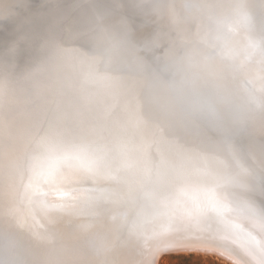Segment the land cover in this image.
<instances>
[{"label": "bare ground", "instance_id": "6f19581e", "mask_svg": "<svg viewBox=\"0 0 264 264\" xmlns=\"http://www.w3.org/2000/svg\"><path fill=\"white\" fill-rule=\"evenodd\" d=\"M14 1L16 3V1H19V0H14ZM57 1L58 0H52V2L49 3L50 1L48 0L47 1L48 3H45V4L49 5V4L55 3V5H51V6L56 8V4H57L56 2ZM87 1H88L87 5L90 7L94 4L92 2L94 0H87ZM95 1H96L95 3L105 2L103 0H95ZM108 1L110 4L105 7V10L110 12V15L108 16L110 18V20L102 21V22L100 21L101 27L99 28L101 35L103 37V40H101L102 42L99 41L102 44H100L98 46L103 45V47L105 49L104 51L96 50V49L94 50L93 49L94 46L92 47L91 50H89L88 45H86V50H83V49L79 50L81 48V42L79 40V41H77L78 44L76 46L75 53L73 55H69L68 53L64 52V49H63L64 46H62L61 42H60V39L62 38L63 33L57 34V28H58L57 22L60 23V20H61L59 18V15H60L59 10H56V9L53 10L51 7L45 6L44 9H46V11L44 10V12H42L41 14H40L39 10H36L35 12L32 11L30 16L26 19V21H29L26 24V25H28V27H26V25H25V27L30 28V30H32L33 26H34L33 24H35L37 27H44L47 25V23H49V21H52V23L55 24V27L52 30V32H54V34H55V37L52 38L53 41H50V42H47L45 38L44 39L41 38L40 40H32L34 44H37L36 50L38 52L36 54L38 56H36V58H40L42 62L41 63L37 62V64H35L34 66H31L32 72H26V74H31V73L37 72L38 70L45 68L48 64L53 63V61H54L53 59H55V58L51 57V55H49V53H47L46 50L44 49L43 45L46 44V47L48 48L49 52H53L55 54V56H57V60H60V62H57L56 64H54V65H56V67H60L58 77L71 78L68 83L58 84V85H55V88L54 87H52V88H54V89L62 88L64 90L66 89L68 91L76 90L77 91V93H76L77 98H76L75 103H73V105L74 106H81L82 102L85 100V98H88V104H87V108H86V109H88L89 106L92 105L91 104V96L93 95L95 90L100 88L104 83L103 80L96 78V77H94L95 75L92 76V74H91V72H93V70L95 68H97V65L100 62L99 54L102 52L103 55H106L107 51H110V52H114V51L116 52L117 51L118 54L116 53L117 54L116 56H117V59H119V60L116 59L117 62L115 60L116 65L113 68L117 69L119 72H123V73L127 72L128 75L130 73L135 75L134 76L135 78L134 77L133 78L136 79V81L139 80L140 83H139L138 87L142 93L140 91L139 92L141 94H143L144 99H145V103H143V112H144V114L149 113V116L146 115L147 120L142 121L141 124H139L141 122V120H136V123H137L136 126L141 127L144 125H148V126H151L154 128L162 120V115L157 114L158 110L160 109L159 108L160 107L159 106V100H161L162 98H164L167 95L165 93L168 92L169 83L174 85L176 88H182L183 91H186V93H184L186 95H183L180 97H178L176 95H175V97L173 96L174 100L171 102V111L170 112H171V116L173 115V117L176 118V117H178V113H174V112H177V107H182V110L184 111L185 116H186L189 112L193 111L192 110L193 105H191V104L201 103L203 101H207L208 95H207L206 82H205V85H200L199 82H198L199 84L196 83V79H195V77H197L196 73L198 71L197 69L199 66L207 65V63L215 61L219 64L224 65L232 74L236 73V70L234 68V62H233L234 55L236 52H235L234 48L233 49L231 48L232 47L231 41H233V39L231 40V37H229V35H228L229 29L231 27V21H230L231 20V13H230V19H228L225 15L226 9L224 10V7L226 8V6L222 7V9L218 8L219 10H217V8L215 10L214 7L209 8V7H203L202 6L201 8H199V6L196 4L197 0H195L193 3H192V0H189L193 6L189 4L188 0H135L132 2H131V0H108ZM120 1H122V2L127 1L129 4L127 6L123 5L124 7L115 5L116 3L120 2ZM206 1H207V3H209L208 0H206ZM219 1L222 3L221 0H219ZM231 1L233 3H235L234 8L239 9V7H240V11L237 12V15H240V20L243 19V17H241L244 14L243 10L246 9V11H252L254 6H257L258 4H260L259 0H244V2L240 3V5L238 4L239 0H231ZM231 1H228L229 11H230V5H231L230 2ZM7 2L8 1H6V0H0V19L3 18V16H2L3 12L6 13V11H7V8L9 6L7 4ZM133 2H135L136 4L135 3L133 4ZM211 4H213V2ZM217 4H220V3H217ZM188 6H190V8ZM78 7H79L78 5H77V7H75L74 13H77L79 11ZM90 7H89V11H90ZM242 7H243V10L241 11ZM41 8H43V7H41ZM61 9H62V7H61ZM91 9L93 10L92 11V14H94L93 17L97 18V14L94 11L93 6L91 7ZM171 9L173 11H175L180 16L181 23L179 22V24H180L179 28L183 31H184V26H185L186 22L191 21V23L193 24L194 22L198 21L197 22V24H198L200 21V25H199V28L201 26V32L199 31L200 34H198L197 36H194V32L189 31L185 35L183 34L184 37L180 36L183 38L182 44H180L181 46L179 47V49H177V51H173L172 53H170V51L168 50L169 49V47H168L167 50L169 51V54H168L169 60L168 61L164 60L165 63H163L161 65H158L157 63H155L156 65H152V64H149L146 62H138L136 60L138 63H136L133 66H129L126 63L127 61H125V56L128 53H131V50L133 48L132 44H134V46L137 45L136 44L137 42L135 40H133V42L135 41V43H133L131 40V38L133 36L132 34L134 33V31L140 26V24L145 23V25H148V24H146V22H148V19H146L147 17H151L152 19H154V20H151L154 22L156 16L158 17L159 15H161V17L159 16V18H162V14H163V18L167 19V17L170 16L171 14L170 15L166 14L165 16L168 15L167 17H165L164 14L166 12L170 13ZM52 10L57 12V14L54 13ZM85 10H87V9H85ZM122 10H124V12H122ZM43 13H45V15ZM46 13H48V14H46ZM171 13H173V12H171ZM131 15H133V16H131ZM130 16L133 18H130V20H129L128 17H130ZM93 17H92V19H94ZM251 17L252 16L248 13V19L249 20ZM172 18L169 17L168 19L171 20ZM238 19H237V23H238ZM67 20H69V19H67ZM67 20H65L63 22V23H65V25H68V23H71L70 20L69 21H67ZM97 20L98 19H94L95 24H96ZM157 20H158V18H157ZM170 20L168 21L169 24L172 22V20H171V22H170ZM43 21H47V22L44 23ZM164 21H166V20H164ZM76 22L79 23V21H76ZM76 22H75V24L77 25ZM168 22L166 25H168ZM149 23H151L150 20H149ZM156 23L154 25H156ZM172 24H174V23L172 22ZM175 24H176V22H175ZM197 24H196V26H197ZM150 25L152 26V24H150ZM210 25L218 27L220 30L219 33H215L211 29L208 30ZM238 25H239V23H238ZM167 27L168 26H166V28ZM8 28H10V27H8ZM89 28H91V26ZM101 28H103V30ZM163 28H165V27H163ZM138 30H140V29H138ZM159 30H156V31H159ZM96 31H99V30H96ZM143 31H144V29H143ZM156 31L154 30L153 32H156ZM196 31L197 30H195V32ZM239 31H240V29H239ZM22 32L26 33L29 31L27 29H25ZM145 32L146 31H144V33ZM135 33H136V31H135ZM167 33L165 35H167ZM26 34L29 35V33H26ZM141 34H143V32H141L139 35H141ZM156 34L159 35V33H157V32H156ZM147 35H150V34H147ZM165 35L163 37L164 41H165ZM72 36H70V37H72ZM155 36H157V35H155ZM160 36H161V34H160ZM180 37H179V39H180ZM150 38H153V36H151ZM160 38L156 37V39H159V41L161 40L163 42L162 38L161 39ZM34 39H37V37H34ZM89 39H91V38H89ZM148 39H146V40H148ZM154 39L155 38H153V40H151V42L152 41L155 42ZM166 39H167L166 40L167 43H166V41H165V43L164 42L163 43L170 45V44H168V37ZM28 41H30V40L26 39V42H28ZM32 41H30V42H32ZM99 42H98V44H99ZM236 42H238V41H236ZM147 43H149V42H147ZM95 44H97V43H95ZM153 44L157 45L158 43L157 44L153 43ZM110 45H111V48H110ZM175 45H174V47H175ZM6 46H8V48L11 47V45H6ZM32 47H35V45H33ZM69 48H70V46H69ZM155 48H156V46H155ZM176 48L177 47H175V49ZM157 50L158 49H156V51ZM146 51H147V49H146ZM148 51H149V48H148ZM119 53H120V57H119ZM134 53L136 54V52H134ZM145 53H147V52H145ZM149 55L150 54L148 53L147 57H149ZM165 55H166V53H165ZM21 56H22V58L24 57L23 54L16 53V58H18V57L21 58ZM29 56H31V55H28L25 58L27 63H29L28 60H30ZM153 56L155 57V55H153ZM256 57H257V55L254 54L253 57L249 58V59L254 60ZM120 58H121V60H120ZM157 58H159V57H157ZM163 58H165V57H163ZM152 59H153V57H152ZM109 60H113V58L109 59ZM138 60L140 61V59H138ZM157 60H160V59H157ZM161 60H163V59H161ZM9 62H11V61H9ZM115 62H113V63H115ZM156 62H158V61H156ZM159 63H160V61H159ZM37 65H39L40 67L38 68ZM41 65H42V67H41ZM104 65H106V64H104ZM1 69L4 70V71H1V73H3V74H7L8 72L10 73V71L13 70V69H7L6 67H3ZM199 69H200V67H199ZM45 70H46V68H45ZM94 71H96V70H94ZM99 71H97V72H99ZM52 73L54 75V72H52ZM104 73L106 74L105 71H104ZM108 73H110V72H108ZM99 74H98V77H99ZM199 76H201V75H199ZM252 76L255 78V80L257 82L252 81V78H253ZM248 77L250 78L251 83H253V84L259 83L262 85V87L264 89V80H258V78L255 75H253L251 71L248 72ZM109 78H110V76H109ZM111 78H112V76H111ZM62 79H60V80H62ZM17 81H20V80H17ZM130 81H132V80H130ZM27 82L28 81H26V83ZM31 82H33V81H31ZM54 82L56 84V81H54ZM202 82H204V81L202 80ZM5 83H7V82H5ZM211 83L208 82V84H211ZM49 84H51V83H49ZM158 84L161 85V88L158 87L160 90H157ZM9 86H11V85H9ZM16 86H17V84H16ZM21 86H24V84H21ZM221 87H223V86L220 85V88ZM7 88H9V87L7 86ZM208 88L210 90L213 87L210 85V87L208 86ZM214 88L217 89L218 87H214ZM240 88H242V85H239L237 88H235L229 94L230 99L235 94L238 93L236 91L239 90ZM54 89H52V90H54ZM111 89H112V85H111ZM224 89L227 90L228 88H224ZM37 90L38 89H36V90L34 89V91H36L35 92L36 94L38 93V91L40 92V89L38 91ZM43 90H45L44 93L43 94L41 93L39 96V99H38V100L41 99V104L43 102H46V100L48 99V93L49 94L51 93V92H48L49 89H47V90L43 89ZM8 91H7V94H8ZM170 91L172 92V89H170ZM12 92H13L12 94L14 95V98H15V92L14 91H12ZM46 92H48V93H46ZM209 92H211V91H209ZM0 93H1V91H0ZM20 93H22V92H20ZM68 93H70L69 95H71L72 92H68ZM24 94H22V95H24ZM3 96H4V94H3ZM37 97H38V95H37ZM216 97L213 96L212 98L216 99ZM258 97L264 98V94L259 95ZM16 98H15V100H16ZM166 98H168V97L166 96ZM244 98H247V97L244 96ZM2 99L4 100V98H2ZM29 99H32V98H29ZM215 99H213L211 101H214ZM3 100H1V98H0V105L2 104ZM15 100L14 99H11V100L7 99L8 104H5L4 106L8 105V108H11L12 107L11 105H13L15 103L12 104L10 102H13ZM61 100H63V99H61ZM231 101H232V103L235 102V104H232V110L233 111L230 110L229 117H227V118H223L220 116L211 117L208 114L204 113L205 120L207 119L212 124L211 129L209 128L210 133L208 131H204L203 133H189V134L187 133L188 135L193 134V136H191L190 138H188V136H185V137H183L182 140H180V138L178 136H175L174 138H170L171 141L169 138H167L161 142V145H163V147H165V146L169 147V145L172 143L173 146H176V149L179 146H183L184 144H187V146L195 149V147L197 145V146H199V148H202L203 152L206 153V155L209 157V159L206 158L203 153L200 156L198 153L192 151L194 161H196L195 163L194 162H187V163L184 162V163H182V166H179V164L167 166L165 169L171 167V169L173 170V171H170V170L167 171V174L170 176L169 189L166 190L164 188V186L161 184L162 178L160 177V175L154 179V183L158 185L157 193H158V197H159V200L161 201V203L157 207H155L156 208L155 215L151 216L149 219L148 218H145V219L142 218V220H144V221H141L139 224L136 225L135 231L133 233H132L131 229H129V228L124 229V227L127 224V221H129L131 218H133L134 208L130 209V211H127V210H125L124 207L121 206V204L119 202L120 198H119L118 192L115 189V187L113 186V184H115L114 179L117 181L116 184H118L120 182L119 181L120 177L118 175H117V177L113 176L114 179L107 181L105 184H100L99 187L97 188V190L93 191V188L89 187L87 184V183H89V181H87V179H89L90 176H89V178L83 176L84 179H82V178L77 179L76 182H81L82 184H84L83 185L84 191L82 189H80L83 192L82 191L77 192L78 191V188H77V191H76L77 195L81 194L82 195V196L80 195L81 197H83L85 195L87 198H90L88 200V202L93 201L95 204L97 203L96 206H100V208H98L99 209V213H98L99 218L93 217L94 215H93V212L91 211V209L87 205H85V206L83 205V207L86 209V210L82 209L84 214L86 211H88V214L82 215V216H84V218H82L83 220H81L80 222L78 221L79 225L76 226L77 228L75 226L71 225L70 223L64 224L63 222L60 221L59 218H56V219L52 218L51 222H49L50 226H42L41 231L37 233L35 230V227H33L34 225H33V221H31V218H32L31 213L29 212L28 215H26L27 218L23 217L20 220L21 224H20V222L18 225L15 224L17 229H18L17 233H18V235L21 236L22 235L21 233L24 232L22 228L25 226V224L23 223V220H25L29 224L28 230L31 231V233H32V237H31L32 239L30 241L32 243H34V242L36 243L39 241L42 244V246L44 247V248H42L44 250L43 251L32 250V249L30 250V248L25 247L23 250H21L22 254L24 256L28 255V256H30L29 258H35L37 261L45 262V263L50 262L48 260L49 255H50V258H52V259L54 258V264H79L78 262H80V261L76 260V257L82 256V255H86V256L90 255V257H92V258H95L97 260L102 261L101 264H160V261H161L160 257L165 252L166 253L167 252L172 253L174 251H177L176 253H178L179 251L184 250V249H188V248L189 249L200 248V249H203V252H207V254H208V251L206 250V248L207 247L211 248V247H209V245L211 244V245H213V247L217 248L221 252H224L225 250L227 252L228 249H231L233 253H236V254L238 253L237 254L238 258L240 260H242L243 264H264L263 257L258 255L259 253H261L258 249L259 246L258 245L254 246L255 243L253 244L252 242H249L248 239L242 235V230H237V227H239L240 229H242V228L247 229L248 232L254 234L255 236H258L262 245H264V224H263V222L260 221V219L256 215L249 216L248 211L251 209L241 208L240 206H237V202H236V200H234V197H237V194H239V191L236 190L234 187H229V186H233L231 180H230L231 184L228 186L227 183H228V180L230 178V175H229V177L226 176L228 173V171H226V170H229L230 167L232 170V168H234V165L229 164L228 167H225L223 165H217L215 162L218 161V159L214 155L211 154V151L214 150V151L220 153L222 158L226 161H228L230 158L233 157L232 153H233L234 147L238 143L237 141L239 139V137H236V136L238 134H240V133H238V132H240V129H237L238 126L234 125V123H235L233 120V118H235L234 116L239 117L245 125L252 123V126L247 125V126L253 127V129L255 131L254 133H250V137L252 138V141L255 143V148L257 147V149L261 148L264 150V135H263L264 134V111L262 112L261 118L259 120H253V119L250 120L248 117H242L240 114V111L235 110V109H237V100H231ZM22 102L24 103V101H22ZM26 103H27V101H26ZM36 103H37V101H35V104ZM216 104H214V105H216ZM24 105L25 104H23V106ZM32 105H33V103H32ZM53 107H54V111H55L54 115H56L57 119H58L57 124L61 125V127L65 131H64V133H54V134H52V137H54V139H56L58 142H59V137H60V141H62L64 143H68V141H70L72 143L74 140V141H80L79 143L81 144L84 141V138H86L87 136L90 135V133L83 132V131H85V129L83 130L85 123L82 122V120H81L82 118L77 117L74 121H72V120L75 117L74 118L72 117L73 119H71V120L66 119V116H64L65 112H63V111H65V106H63V105L59 106V103L57 101L55 102V104H53ZM77 114H80V112H78ZM67 117H69V116H67ZM70 121H72V122H70ZM223 121L227 125V128L225 127V129L223 128ZM253 122H255V123H253ZM119 124H120L119 126L116 125L117 127L116 126H114V127L116 129L121 127V122ZM175 125H173V126L175 127ZM29 127H30V125H29ZM122 127L124 128V130H127L125 124ZM90 128L93 129V127H90ZM235 128L237 129L236 130L237 133L235 132ZM143 133L144 134L141 136L142 138L140 137L137 139L134 138L133 136H124L125 138L118 136L119 139L121 140V143L117 144V146L119 147V149L123 148L122 146H124L125 149H131V150H133L136 146L140 147V140H142L143 137H146L147 135H151L152 131L145 130V131H143ZM111 134H115V133H111ZM118 134H120V133H118ZM196 134H198V135L196 136ZM216 135L220 136L221 140L217 139L220 141H217L216 139L212 140V137L216 136ZM246 137L249 138V136H246ZM224 138L229 139V142H224ZM53 141H55V140H53ZM222 142L229 144L228 146H225V148L227 147L226 149L223 147L224 144L222 146ZM180 143L183 145H180ZM57 144L62 145L60 142ZM88 145H86V142H85L83 145L79 146L80 150L86 149L88 147ZM219 145L221 146V148L220 149H218L219 147L216 148ZM0 146L2 147V145H0ZM4 148H8V146H6ZM96 148H97V150H99L98 147H96ZM102 149H103L104 154H106V151H105L106 147L103 146ZM256 152H257V150H256ZM110 154L113 155L115 158H118L116 151L112 152ZM121 154H123L122 151H121ZM245 162L247 163L246 158H245ZM255 164H257V163H255ZM255 164L252 165L254 168H256ZM54 165H56V164H54ZM153 165L157 169L156 171H158L160 169V168H158L159 164L157 162L154 163ZM190 165H194V166L188 167ZM134 166H136V165H134ZM58 169H60V168H58ZM120 169L121 168L119 166L114 170H116L115 171L116 173H119V172H122ZM247 171L249 172L250 168H249V166L244 165L241 168H238V167L235 168L233 173L235 172L234 175H237V174H241V173L247 172ZM73 173L75 174V172H73ZM249 174H252V173L249 172ZM50 175H51L50 174V168H48L47 170H45V172L40 173V175H38L37 177L34 176V178L38 179L40 177H44L45 178L44 180L48 179V180L53 181L54 179H53V177H50ZM70 175H72V174H70ZM73 176L75 177V175H72V178H73ZM118 177H119V179H118ZM240 177H241V175H237V176H234L233 178L235 180H237L236 178L240 179ZM146 179L151 180L149 175L146 176ZM18 182H19V180H18ZM166 182L168 183V181H164V184H167ZM93 183H94V181H93ZM122 183H121V186H122ZM212 183L214 185H212ZM91 185H93V184L91 183ZM78 186L80 187V184ZM70 190H71V188H70ZM63 191H65V190H63ZM243 195H244L243 196L244 199L249 198L248 195H245V194H243ZM24 200H25V198H24ZM25 202H26V200H25ZM80 202L82 203L81 200H80ZM84 202H86V201H84ZM106 202H111V203L105 204ZM167 204H168V206H167ZM169 204L171 205V207ZM76 207H78V205H76ZM53 209H57V208H53ZM98 209H96V210H98ZM164 209H167V212H164ZM93 210H95V209H93ZM55 211H58V210H55ZM225 211L230 212V214L226 215V217L228 218V221L231 223H227V222L223 221V222H216V224L214 225V221L212 218H210V215L212 213H214L215 215L220 214V213L222 214ZM251 211L253 212V210H251ZM83 212H80V213L83 214ZM64 213H65V215H70L69 211H65ZM61 214H63V213H61ZM71 215L74 218H76L78 213L73 211ZM230 215L233 217H230ZM112 219H113V221H112ZM117 219H119V220L117 221ZM1 220H3V219L1 218ZM35 220H37V219H35ZM75 220H77V219H75ZM178 220L182 221L185 224V226H186L185 229H182L181 227L176 226V224L178 223L177 222ZM139 226H140V229H139ZM168 227L170 228L169 230H167ZM84 231H86L87 234H89L88 236H90V238L93 235L94 236L91 239L89 238L90 240H88V241L87 240L86 241L81 240V241H79V243H77L76 239H74V238H78V236L80 235L79 232H81V235L86 234V233H84ZM54 234L56 235L55 237H50V236H53ZM90 234H92V235H90ZM80 238L86 239L87 235H84V237L80 236ZM203 244L206 245L207 247L203 246ZM86 245H87V247L89 245L88 250H85V248H84ZM66 247H71L69 252L66 251ZM166 250H168V251H166ZM158 251H160V252H158ZM181 252H183V251H181ZM43 253H46L47 256L43 257ZM214 253H216V252H214ZM215 255L218 256L217 254H215ZM234 257H236V256L234 255Z\"/></svg>", "mask_w": 264, "mask_h": 264}, {"label": "rangeland", "instance_id": "374dc122", "mask_svg": "<svg viewBox=\"0 0 264 264\" xmlns=\"http://www.w3.org/2000/svg\"><path fill=\"white\" fill-rule=\"evenodd\" d=\"M103 1H105V0H103ZM132 1H135V0H131V2ZM194 1L195 0H192V3ZM208 1H209V3H207L206 0H203V1L197 0L196 4L199 6V8H201L202 6L203 7H209V8L214 7L215 10H216V8H217V10H219V9H222V7L226 6V8L224 7V10L226 9L225 15L228 19H230V13H231V20H230L231 21V27L229 29L228 35H229V37H231V40L233 39V41H234V42L231 41L232 42L231 48L232 49L234 48L235 52H236L234 55V59H233L234 68L236 70V73L232 74L224 65L219 64L215 61L207 63V65L199 66L200 69L198 67V69H197L198 71L196 73L197 77H195L196 83L197 84L200 83V85H205V82H206L207 95H208L207 101L211 102V110L212 111L211 110L208 111L207 109L204 111L206 114H208L211 117L220 116L223 118H227V117H229L230 110H232V104H235V102L232 103L231 100H237V109H235V110L240 111V114L242 117H248L250 120L251 119L259 120L261 118L262 112L264 111V98H260L261 96L260 97H258V96L264 94V89H263L261 84H259V83L253 84L250 82V78L248 77V72L251 71L252 74L258 78V80H264V41L262 40V38L258 34L261 30L257 29L255 32L253 30H250V26L248 27V24L251 22V18H250V20L248 19L249 11H246V9L243 10V7L241 9V11L242 10L244 11L243 12L244 14L243 15L241 14L242 15L241 17H243V19L240 20V15H237V12L240 11V7H239V9L234 8L235 3H233L231 0H225V1L221 0L222 3L219 0H217V1L216 0H208ZM228 1H231L230 2V4H231L230 5V11L228 9ZM92 2L94 3L92 6H93L94 11L97 14V18L93 17L94 14H92V11H93L91 9L92 6L90 7L87 5L88 4L87 0H83L82 4L78 5L79 6L78 10L84 9V7H86V6H87L86 9H89V7H90L89 13H90L91 18H90V21H88L85 25H78L81 23H78L77 25L75 23H73V26L70 25V23H68V25H65V23H63L65 21V16H67L64 12L65 10L62 13H60V15H59V18L61 20H60V23L57 22V24H58L57 34H62V33L64 34L66 32V30H69L72 26V29H71L72 32L70 34H68V36H66L65 38L62 37L60 39L61 45L64 46L63 47L64 52L68 53L69 55H73L75 53L76 46L78 44L77 41H79V40L81 42V48L79 50H82V49L86 50V45H88L89 50H91L93 46H94L93 47L94 50L95 49L96 50H102V51L105 50L103 45H101L102 47L98 46V45L102 44L100 42H102L101 40H103V37L101 35L99 28L101 27L100 23L102 21L110 20V18L108 17L110 15V12L105 10V7L107 5L106 4L104 5V2L95 3L96 2L95 0ZM188 2L190 5H192L189 0H188ZM212 2H213V4H211ZM242 2H244V0H239L238 4L240 5V3H242ZM134 3L135 2H133V4ZM217 3H220L221 5L217 4ZM128 4L129 3L127 1H125V2L120 1V2L116 3L115 5L124 7V6H127ZM102 5H104V6L102 7ZM262 6L263 7L261 10V14L259 16H256V17H259L261 22L264 23V3L262 4ZM188 7L190 8V6H188ZM253 10H255V8H253L252 11ZM83 11H86V10H83ZM122 12H124V10H122ZM171 12L174 13L175 11H173L171 9L170 13L166 12L164 14V16L166 14L172 15V16L167 15L168 17L165 16V17H167V19L163 18V14H162V18H159V16L161 17V15H159L158 17L156 16L155 21L157 23L155 21L153 22L150 20L151 23H149V21H148V22H146V24H148V25H145V23L140 24V26L135 30L136 33L134 31V33L132 34L133 36H132L131 40H132V42H133V40H135L137 42L136 43L137 45L134 46V44H132L134 51L132 52V50H131V53H128L125 56V61H127L126 63L129 66H133L138 62H146V63L152 64V65H156L155 63H157L158 65H161V64L165 63V61L169 60L168 59L169 51H170V53H172L173 51H177V49H179V47L181 46L180 44H182L183 38L180 36L184 37V35L186 33H188L189 31L194 32V36H197L198 34H200V32H201V26L199 28L200 21L198 24H197L198 21L194 22L193 24L191 23V21L186 22V24L184 26V31H183L179 28V26H180L179 22L181 23L180 16L176 12L174 14ZM80 14H82V11L80 12ZM92 17L94 19H98L96 21V24L94 22V19H92ZM169 17H171V18L173 17L171 20L174 24H172L170 19H168ZM99 18H100V20H99ZM157 18L159 21L157 20ZM72 19L70 20V22L72 21ZM79 19H81V17L76 19V20H79ZM237 19H238V23L240 26L237 23ZM152 20H154V19H152ZM164 20H166V21H164ZM169 20L171 22L170 24L168 22ZM47 21H43V22L46 23ZM167 22H168V25H166ZM175 22H176V24H175ZM155 23H156V25H154ZM150 24H152L153 27L154 26L155 27L157 26V27L156 28L154 27L155 28L154 29ZM196 24H197V26H196ZM90 26H91V28H89ZM166 26H168V27L166 28ZM163 27H165V28H163ZM263 27H264V24H263ZM101 29L103 30V28H101ZM138 29H140V30H138ZM143 29H144V31L147 32V33L145 32L146 34L144 33ZM239 29H240V31H239ZM96 30H99V31H96ZM154 30L155 31L159 30V31H156L157 33H159V35L156 34V32H153ZM195 30H197V31L195 32ZM140 31L143 32V34H141V35L145 36V39L149 38L150 40L148 39L149 41L148 40L145 41L143 39L144 41H141L140 40L141 38L139 37V36H141V35H139L141 33ZM160 32L161 33L163 32V36L162 35L160 36V34H161ZM166 33H167V35H165ZM174 33H178L179 35L174 34ZM147 34H150L151 36H153V38H155L154 39L155 42H153V41L151 42V40H153V38H150L151 36L147 35ZM155 35H157V36H155ZM164 35H165V41L167 40L166 38L168 37V44H170V45L164 44L165 43L164 38H163ZM70 36H72V37H70ZM146 36L147 37L149 36V37L147 38ZM156 37H159V38L161 37L164 43L161 40L159 41V39H156ZM179 37H180V39H179ZM89 38H91V39H89ZM173 38H175V39H173ZM176 39H177V41H174ZM90 40L91 41L93 40L94 42L93 41L91 42ZM97 41L98 42L100 41L99 44ZM135 41L133 43H135ZM236 41H238V42H236ZM147 42H149V43H147ZM95 43H97V44H95ZM153 43H155V44L158 43L159 45L158 44L154 45ZM166 43H167V41H166ZM174 45H175V47H177L176 49H175ZM69 46H70V48H69ZM155 46H156V48H155ZM168 47H169V49H168ZM110 48H111V45H110ZM148 48H149V51L151 50L150 52L148 51ZM152 48H154V50ZM146 49H147V51H146ZM156 49H158V50L156 51ZM114 52L107 51L106 55H103L102 52L100 53L101 55L99 54L100 62L97 65V68L94 69L96 71L93 70V72H91V74H92V76L95 75L94 77L103 80L104 83L100 88L95 90V92L91 96V104L92 105H90L88 109H86L87 104H88V98H85V100L82 102L81 106H74L73 105V103H75L76 98H77L76 97V93H77L76 90L68 91V90H66V89L64 90L62 88L54 89L55 85L68 83L71 78L58 77L60 67H56V65H54V64H56L57 62H60V60H57V56H55V54L53 52L49 53L51 55V57L55 58V59H53L54 60L53 63L48 64L45 67L46 70H45V68H43V69H40L37 71V72L43 71L42 73L40 72V73L35 74L36 72H34L31 74H25V75L29 76V78H27V80H25V82H24V80H22L20 78L22 76L23 72H19V71H16L15 69H13L12 71H10V73L9 72L7 73L9 75L8 76L7 74L1 73V71H4V70H0V91H1L0 98H1V100H3L2 98H4L2 104L0 105V145H2V147L0 146V217L3 219V220H1V218H0V225H2L6 230L10 231L11 237L13 239L17 240V239H19V237H21L17 233L18 229H17L15 224L18 225L20 220L23 217L27 218L26 215H28L29 212L31 213V217H32L31 221H33V225H34L33 227H35V230L37 233L41 231L42 226H50L49 222H51L52 218H54V219L59 218L60 221L63 222L64 224L70 223L71 225L76 227L77 225H79L78 221L80 222L81 220H83L82 218H84V216H82V215L88 214V211H86L84 214L82 209H85V208L83 207V205L84 206L87 205L91 209V211L93 212V215H94L93 217L99 218V214H98L99 209L98 208H100V206H96L97 203L95 204L93 201L88 202V200L90 198H87L85 195L83 197H81L82 196L81 194H80L81 196L77 195V192L83 190L84 184H82L81 182H76V181H77V179H81V178L84 179V177L89 178V176H90V178L87 179V181H89V183H87L88 186L89 187L95 186L97 189L100 184H105L107 181L113 179V174L116 173L114 169L119 167L120 163H121L118 160L124 159V156H125V155L121 154V151L125 150L124 146H122L123 148H121V149H119V147L117 146V144L121 143V140L119 139L118 136H121L122 138H125L124 136H133L134 138L137 139L143 135L142 134L143 131L150 130V131H152V133L159 134L158 135L159 136L158 141H160V144H161V142L167 138L170 139V138H174L175 136H178L180 138V140H182L183 137H185V136H188V138L193 136V134L188 135L189 133H203V132H199L197 130H186V133H182L185 131V129L177 130L174 126L168 124L166 121H164V119H166V118H164L165 115L162 116V120L154 128L151 126H148V125L137 127L136 126L137 125L136 120H141V122L139 123V124H141L142 121L147 120L146 115L149 116V113L144 114V112H143V103H145V99H144L143 94H141L142 92L139 90V87H138L140 82H139V80L136 81V79H134L135 78L134 74L130 73L128 75L127 72L126 73L119 72L117 69L113 68V67H115L117 60H119V59H117V56H116L118 54L117 51L115 53ZM134 52H136V54ZM145 52H147V53H145ZM148 53L150 54L149 57H147ZM165 53H166V55H165ZM254 54H256L257 57L254 60L249 59V58H252ZM153 55H155V57ZM156 56L159 58H157ZM119 57H120V53H119ZM152 57H153V59H152ZM163 57H165L166 59ZM112 58H113V60H109ZM137 59H140V61ZM157 59H160V60H157ZM161 59H163V60H161ZM115 60H116V62H115ZM120 60H121V58H120ZM156 61H158V62H156ZM159 61H160V63H159ZM113 62H115V63H113ZM25 63H27V62H25ZM104 64H106V65H104ZM24 67H26V65H24ZM97 71H99V72H97ZM104 71L106 72V74L104 73ZM52 72H54V75ZM108 72H110V73H108ZM98 74H99V77H98ZM198 74L201 76H199ZM109 76H110V78H109ZM111 76H112V78H111ZM60 79H62V80H60ZM17 80H20V81H17ZM130 80H132V81H130ZM202 80L204 82H202ZM26 81H28L29 83L28 82L26 83ZM31 81H33V82H31ZM54 81H56V84ZM252 81H256L254 77L252 78ZM5 82H7V83H5ZM133 82L134 83L136 82V83L134 84ZM208 82L209 83L212 82V83L208 84ZM49 83H51V84H49ZM16 84H17V86H16ZM21 84H24V86H21ZM9 85H11V86H9ZM111 85H112V89H111ZM210 85L213 88H211L209 90L208 86L210 87ZM220 85L223 87L220 88ZM239 85H242V88L237 90L236 92H238V93L235 94L230 99L229 94L235 88H237ZM7 86L9 88H7ZM52 87H54V88H52ZM158 87L161 88V85L158 84L157 88ZM214 87H218L219 89L218 88L216 89ZM224 88H228V89L225 90ZM34 89L35 90L40 89V92L37 90L38 93L36 94L35 93L36 91H34ZM43 89H46V90L49 89L48 92H51V93L49 94L48 92H46V93H48V99L46 100V102H43L41 104V99L40 100H38V99H39L40 94L44 93L45 90H43ZM52 89H54V90H52ZM170 89H172L173 93L170 91ZM157 90H160V89L158 88ZM7 91H8V94H7ZM12 91L15 92V98L17 97L16 100L14 98V95L12 94L13 93ZM209 91H211V92H209ZM20 92H22V93H20ZM68 92H72L71 95H69L70 93H68ZM168 92L165 93V94H167L166 96L168 98H166V96H165L164 98L159 100V106H160L159 108H160V111L167 112L166 116H171L170 111H171V102L174 100L173 96L175 97V95H176V96L180 97V96L186 95V94H184V93H186V91H183L182 88H176L174 85L169 83ZM3 94H4V96H3ZM22 94H24V95H22ZM37 95H38V97H37ZM213 96H215V97L217 96L216 99L212 98ZM244 96L247 98H244ZM6 98L10 99V100L11 99L15 100L13 102H10L12 104L15 103V104L11 105L12 106L11 108H8V105L4 106L5 104H8ZM29 98H32V99H29ZM61 99H63V100H61ZM213 99H215V100L211 101ZM21 100L24 101V103ZM26 101H27V103H26ZM35 101H37L36 104H35ZM56 101L59 103V106L60 105L65 106V111H63V112H65L64 116H66V119L71 120L75 117L72 120V121H74L77 117L78 118L83 117L84 120H82V122L85 123V125L88 124L90 127H93V129H91V128L88 129L87 133H90V135L87 136L86 138H84V141L81 144L79 143L80 141H74L73 139H72L73 140L72 143L70 141H68V143H64V142L60 141V137H59V142L62 145H58L57 143H59V142L56 139H54V137H52V134H54V133H64V131H65L61 127V125L57 124L58 119H57V116L54 115L55 111H54L53 104H55ZM32 103H33V105H32ZM23 104H25V105L23 106ZM214 104H216V105H214ZM78 112H80V115L77 114ZM174 113H176V112H174ZM195 113L196 112H194V111L189 112L186 115L187 119L193 120L192 115H194ZM67 116H69V117H67ZM234 117H235V118H233V120L235 122L234 125L238 126L239 128H242V129L247 128V130L248 131L251 130V133H252L253 127L247 126V125L252 126V123L245 125L239 117H237V116H234ZM201 119L205 120L204 113H202ZM72 121H70V122H72ZM116 121L121 122V127L117 128V129L114 126H116V125L119 126L120 124L115 123ZM171 123L173 125H175L177 122L171 121ZM187 123L188 124L185 123L184 126H190L191 125L189 122H187ZM253 123H255V122H253ZM124 124L126 125L127 130H124V128L122 127ZM29 125H30V127H29ZM85 125H84V127H85ZM193 125H197V123H195ZM225 127L227 128V125L223 121V128L225 129ZM202 130H203V128H202ZM205 131H208L210 133L209 129H207ZM254 132L255 131L253 129V133ZM111 133H115V134H111ZM118 133H120V134H118ZM219 135L213 136L212 140L213 139L214 140L215 139L221 140ZM53 140H55V141H53ZM220 140H217V141H220ZM170 141H171V139H170ZM85 142H86V145L89 144L88 147L86 149L80 150L79 146L83 145ZM224 142H229V139L224 138ZM224 142H222V146L224 144L223 147L225 148V146H228L229 144L224 143ZM6 146H8V148H4ZM103 146L106 147V150L104 149L106 151V154H104V152H103V149H102ZM170 146H173L172 143L170 144ZM96 147H98L99 150H97ZM166 147L167 146H165V148ZM216 148L220 149L221 146L219 145ZM115 151L117 152L118 158H115L113 155L110 154V153L115 152ZM159 161L162 162L163 159H160ZM53 163L56 165H54ZM154 163H156V162H154ZM169 163L179 164V161H177V160L166 161V164H168L167 166H170ZM180 163L182 164L184 162H180ZM113 164H114V166H113ZM133 164L139 165V163H137V162H134ZM42 168H44V170H42ZM48 168H50V174H51L50 177H53V179H54L53 181L48 180V179L44 180L45 179L44 177H40L38 179L34 178V176L37 177L38 175H40V173L45 172V170H47ZM58 168H60V169H58ZM73 172H75V174ZM70 174L75 175V177L73 176V178H72V175H70ZM18 180H19V182H18ZM93 181H94V183H93ZM91 183L93 185H91ZM79 184H80V187L78 186ZM69 187L71 188V190ZM77 188H78V191H77ZM80 189H82V190H80ZM63 190H65V191H63ZM24 198H25L26 202H25ZM80 200L82 201V203L80 202ZM84 201H86V202H84ZM79 204L80 205L82 204V205L80 206ZM76 205H78V207H76ZM53 208H57V209H53ZM93 209H95V210H93ZM96 209H98V210H96ZM55 210H58V211H55ZM65 211H69L70 215H65V213H64ZM73 211L78 213L76 218H74L71 215ZM80 212H83V214H81ZM61 213H63V214H61ZM35 219H37V220H35ZM75 219H77V220H75ZM73 221L75 223L76 222L77 223L75 224ZM20 224H21V222H20ZM23 231H24V229H23ZM79 233H80V235L78 234L79 235L78 238H74V239H76L77 243H79V241H81V240H85V241L87 240L88 241L94 236L93 235L90 238V236H88L89 234H87L86 231H84V233H86V234H83V235H81V232H79ZM249 234H250V232H249ZM84 235H87V238L81 239L80 236L84 237ZM90 235H92V234H90ZM254 237H255V240L252 239V240H254L252 243L253 244L255 243L254 246H257V245L259 246L258 249L261 253H259V254L257 253V254L260 255L261 257H263V259H264V247H263L264 245H262L258 236H254ZM0 242H1V240H0ZM33 244L39 248L38 249L39 251L44 250V249H42L44 247L42 246V244L39 241L36 243L34 242ZM210 245H209V247H211V248H208L206 245L203 244V246L207 247L206 250L208 251V254H207V252H203V249H200V248H198V249H196V248L189 249L188 248V249L181 250L183 252L179 251L178 253H176L177 251H174L175 253L174 252L164 253L160 257V260H161L160 264H243L242 260H240L238 258V255H237L238 253L237 254L233 253L231 249H228L227 252H226V250L225 251L223 250L224 252H221L217 248L213 247V245H211V246ZM84 248H85V250H88L89 245H88V247L86 245ZM214 252H216V253H214ZM215 254H217L219 257L216 256ZM234 255L236 257H234ZM27 257H28V259H31V258H29L30 256L26 255L25 258H27ZM33 259H35V258H33ZM76 260L80 261V262H78L79 264H99V263L101 264L102 263V261L90 257V255L89 256L88 255L87 256L86 255L78 256V257H76Z\"/></svg>", "mask_w": 264, "mask_h": 264}, {"label": "water", "instance_id": "95a60500", "mask_svg": "<svg viewBox=\"0 0 264 264\" xmlns=\"http://www.w3.org/2000/svg\"><path fill=\"white\" fill-rule=\"evenodd\" d=\"M6 1H8L7 4L9 6L7 8L6 13L3 12L2 14L3 18L0 19V70H3L1 68L6 67L7 69H15L16 71L23 72L21 79L24 81L27 80V78H29L28 75H25L26 72H32L31 66H34L35 64H37V62L40 63L42 62L40 58H36V56H38L36 54L38 52L36 50L37 44H34L32 40H40L41 38L42 39L45 38L47 42H50L53 41L52 38L55 37L54 32H52V30L55 27V24L52 23V21H49V23H47V25L44 27H37L35 24H33L34 26L32 30H30V28H26L28 27V25L26 24L29 22L26 21V19L30 16L32 11L35 12L36 10H39L41 14L42 12H44V10L46 11V9H44L45 6L51 7L53 10L54 9L59 10L60 13H62L65 10L64 12L67 15L65 16V20L67 19L71 20L73 18L70 23V25L72 26L73 23H75L76 21H79V23H81L78 24V22H76L78 25H85L88 21H90L91 18L89 9L83 11L87 8V6L84 7V9L79 10L78 13H74L75 7H77V5H81L83 0H58L56 2L57 3L56 8L51 6V5H55V3L49 5L45 4L48 3L47 2L48 0H19L16 1V3L14 0H6ZM49 1H50L49 3L52 2V0ZM263 3L264 0H260V4L253 7L255 8V10L249 11V14L252 17H251V22L248 24V27L250 26V30H253L254 32L257 29L261 30L258 34L264 41V27H263L264 23L261 22L259 17H256L261 14ZM105 4L108 5L110 3L108 0H105L104 5ZM81 11L82 14H80ZM53 12L57 14V12L55 11ZM43 14L45 15V13ZM131 16L128 17L129 20L130 18H133ZM80 17L81 19L76 20ZM146 19H148V21L152 20L151 17H147ZM72 26L69 30H66L65 34H62V37L65 38L66 36H68L69 33H71ZM25 29L29 31L26 32L29 33V35L26 34L25 32L24 33L22 32ZM210 29L215 33H219L220 31L219 28L216 26L210 25L208 30ZM174 34L179 35L178 33H174ZM161 35L163 36V33H161ZM34 37H37V39H34ZM140 38H142L140 39L141 41H143V39L146 40L145 37L142 35L140 36ZM26 39L27 40L29 39L32 42L30 41L26 42ZM174 41H177V39ZM6 45H11V47L8 48V46ZM33 45H35V47H32ZM43 46L46 52L50 53L48 48L46 47V44H44ZM133 51L134 50L132 48V52ZM16 53L23 54L24 57L22 58L21 56V58L19 57L16 58ZM28 55H31L29 56L30 57L29 58L30 60H28L29 63H25L26 62L25 58ZM24 65H26V67H24ZM37 67L39 68L40 66L37 65ZM40 72L42 71L36 72L35 74ZM209 102L210 101H203L201 103L191 104L193 105L192 110L197 113L192 115L193 120L187 119L184 111L182 110V107H177L176 113H178V117L176 118H174L173 115L166 116L167 112H162L160 111V109L159 110L157 109L158 110L157 114H161L162 116L165 115L164 118L166 119H164V121H166L168 124L172 126L173 124L171 123V121L177 122V124L175 125V128L177 130L185 129V131L182 133H186V130H197L199 132H204L209 128L211 129V125H212L207 119L206 120L201 119L202 113H205L204 110L206 109L208 111L211 110V102L210 103ZM81 118H82L81 120H84L83 117ZM187 122H189L191 125L184 126V123L188 124ZM115 123H120V122L116 121ZM195 123H197V125H193ZM202 128L203 130L204 129L205 130L203 131ZM84 129L85 131L83 132L87 133L88 129H90V126L86 124L83 130ZM237 129H240L241 133L238 132L240 134L236 136L239 137V139L237 141L238 143L234 147L232 158H230L229 160L227 159L228 161H226L222 158L220 153L214 150L211 151V154L218 159V161L215 162L217 165H223L225 167H228L229 164L234 165V168H232V170L231 167L229 168V170H226L228 171L226 176L229 177L230 175V178L227 183L228 186L231 184L230 182L231 180L233 186H229V187H234L236 190L239 191L237 197H234V200H236L237 202V206H240L241 208H248L253 210V212L251 210L248 211L249 216L256 215L260 219V221L263 222L264 224V150L261 148L257 149V147L255 148V143L252 141V138L250 137L251 130L248 131L247 128L242 129L238 127ZM237 129L235 128V132ZM252 133H253V129H252ZM197 135L198 134H196V136ZM246 136H249V138ZM157 141H158V134L152 133L151 135H147L146 137H143L142 140H140V147L136 146L133 150L131 149L122 150V153L125 155L124 159L118 160L119 162H121L120 170L122 172L113 174L114 177H117V175L120 177V179L118 177L120 181L118 184H116L117 181L113 177L115 184L113 183L112 184L118 192L120 198L119 202L121 206L124 207L125 210L127 211H130V209L134 208L133 218L127 221V224L124 227V229L127 228L131 229L132 233L135 231L136 225L139 224L141 221H144L142 220V218L149 219L151 216L155 215L156 213L155 207H157L161 203L157 193L158 185L154 183V179L160 175V177L162 178L161 184L164 186L166 190L169 189L170 176L167 174V171L168 170L173 171V170L171 169V167L165 169L168 165L166 164V161L177 160L179 161V166H182L180 162L195 163L196 161H194L193 152L198 153L200 156L203 153L205 157L209 159L206 153L203 152L202 148H199V146L197 145L195 149L187 146V144L183 145L181 143L180 145L183 146H179L177 149L176 146H170V145L169 147L165 148L163 147V145L160 144V141L158 142ZM245 158L247 159V163L245 162ZM158 159L159 160L163 159V161L159 162ZM134 162L139 163V165L133 164ZM154 162H157L159 164L158 168L160 169L158 171H156L157 169L153 165ZM169 164L173 165L175 163H169ZM253 164L256 165V168L252 166ZM244 165L249 166L250 168L249 172L252 174H249L248 171L243 172L241 174H237V175H241V177L240 179L236 178L237 180H235L233 177L237 175H234L235 174V172L233 173L234 169L237 167L241 168ZM192 166L194 165H190L188 167H192ZM42 170H44V168H42ZM147 175L150 176L151 180L146 179ZM164 181H168V183L166 182L167 184H164ZM212 185L214 184L212 183ZM92 187H93V191L97 190L95 186ZM243 194L248 195L249 198L244 199ZM107 203H111V202H106L105 204ZM164 212H167V209H164ZM228 214H230L229 211H225L222 214L220 213L216 215L212 213L210 215V218L213 219L214 225L216 224V222H223V221L227 223H231L228 221V218L226 217V215ZM230 217L233 216L230 215ZM119 219H117V221ZM177 222H178L176 224L177 227H181L182 229L186 228L185 224L182 221L178 220ZM23 223L25 224V227H23L24 232L21 233L22 234L21 237H19V239L17 240L11 237L10 231L6 230L2 225H0V239H1L0 264H54V258L53 259L50 258V255L48 258V260L50 261L49 263L39 262L33 258L31 259H28V257L25 258V256L22 254L21 251L25 247L30 248V250L31 249L38 250L39 248L30 241L32 239L31 238L32 233L31 231L28 230L29 224L25 220H23ZM169 227L167 230L170 229ZM237 230H242V235L245 238H247L249 242H253L255 240L254 237L255 235L252 233H250L251 234L250 235L247 229L245 228L240 229L239 227H237ZM55 236L56 235L54 234L53 236L50 237H55ZM70 249L71 247H66L67 252H69ZM46 256L47 254L43 253V257Z\"/></svg>", "mask_w": 264, "mask_h": 264}]
</instances>
